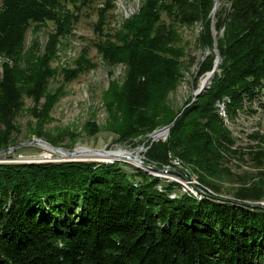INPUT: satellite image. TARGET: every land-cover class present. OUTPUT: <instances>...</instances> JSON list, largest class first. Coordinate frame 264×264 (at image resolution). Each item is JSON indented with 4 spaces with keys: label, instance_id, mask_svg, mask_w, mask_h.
<instances>
[{
    "label": "trees",
    "instance_id": "obj_1",
    "mask_svg": "<svg viewBox=\"0 0 264 264\" xmlns=\"http://www.w3.org/2000/svg\"><path fill=\"white\" fill-rule=\"evenodd\" d=\"M215 1L143 0L113 31H104L102 13L99 52L129 65L124 84L106 100L116 141L149 144V132L175 119L179 111L168 91L187 54L180 27L201 22L199 42L212 46ZM77 11L76 0H0V152L18 144L12 133L23 93L38 98L59 71L52 59ZM216 19L218 32L223 29L217 36L221 73L145 159L161 167L172 164L171 153L197 166L201 180L220 191L212 178L229 175L224 161L234 138L215 101L229 96L231 116L246 100L262 102L264 0H222ZM44 25L53 32L45 46L40 35L27 44L29 29ZM83 58L79 72L91 65ZM212 59L201 72L212 68ZM61 71L71 79L78 69ZM52 106L47 100L33 111L44 121ZM34 134L46 138L41 130ZM134 168L117 160L0 162V264H264V206L253 205L264 199V184L244 183L229 198L189 191L172 196L179 182Z\"/></svg>",
    "mask_w": 264,
    "mask_h": 264
},
{
    "label": "rangeland",
    "instance_id": "obj_2",
    "mask_svg": "<svg viewBox=\"0 0 264 264\" xmlns=\"http://www.w3.org/2000/svg\"><path fill=\"white\" fill-rule=\"evenodd\" d=\"M142 2L143 0H76L77 20L71 32L60 37L57 54L52 59V65L57 67L59 71L53 76L51 75L48 91L39 95L38 98L23 93V105L15 117L18 128L12 133V138L18 140V144L32 138L42 137L34 134L35 131L41 130L46 133L45 139H52V143L55 146L68 150L79 146L105 148L107 150H118L121 148L145 159L148 148L153 142L157 141L153 140L154 138L150 134L162 126L148 133L149 144L146 141L135 145L133 142L115 140V132L107 127L111 113L108 111L106 100L109 98V92L114 87L124 84L129 74V65L122 61H108L99 52L96 44L99 41L98 22H100L103 12L107 21L104 31L106 29L113 31L120 26L125 17L136 12ZM225 4L229 6L228 1ZM221 6L222 0H219L214 13L215 17ZM211 20H213V13ZM216 21L213 23L215 26ZM212 25L211 30L214 35V42L208 48L202 46L199 42V33L203 28L201 22L192 26L180 27L182 43L185 45L187 54L183 58L185 61L181 76L178 78L175 87L168 91L169 101L174 109L179 111L177 115L184 111L190 104V100L194 101L200 97V95L197 96L196 94L201 89V81L207 73L213 70L215 64L218 65L213 73V78L210 76V79L212 78L211 82L206 83V89L211 86L216 74L219 75L222 71L220 65L223 58L219 60L220 52L214 51V44L216 42L218 45L217 36L223 29L218 32L215 27L216 32H214ZM52 33V25H44L36 32L31 27L27 33L26 42L29 44L34 36L40 35L41 46L44 47ZM82 56H84L83 60L87 56L91 65L79 72L80 66L86 67V64L81 65ZM210 56L213 57L212 68L201 72L200 68L203 67L205 62L209 61ZM2 59L3 57L0 55L1 66ZM63 68L78 69V71L74 77L66 79V75L61 71ZM2 70L3 67H0V73ZM47 100H52L53 106L44 121H40L33 109L34 107L42 108ZM223 100H226L225 104H227L226 102L230 100V97L225 95L217 99L215 107L217 112L223 116L224 123L230 129L234 138L231 149L225 155L224 161V165L227 166L228 164V174L231 176L222 173L221 175H226L225 178H220V175L212 178V181L219 184L220 191L215 190L211 185H208V187L213 192L227 195V198H229L244 183L247 185L264 184V162L259 155L263 153L264 157V104H262L264 95L262 102L259 99L252 102L246 100L242 106L237 108L234 116L227 112L226 105H224L225 107L222 110ZM160 139L165 140L166 137ZM169 157L172 164L161 166L167 168L166 172L145 168L140 162L132 158H126L127 160L115 159L108 162L117 160L131 172L136 170L134 167H139L158 176L157 178L179 182V186L174 188L172 196H175L176 193L180 194L187 191L193 194L198 193L199 195L197 194V196L199 198L213 196V192L201 184L205 182L201 180L199 176L201 172L197 166H191V164L185 163L180 157H174L171 153ZM63 158L65 157H62L61 153L45 146L43 147V144L40 143H22L17 148L10 149L7 152H0V162L39 163L49 160L60 161ZM177 161L180 164H177ZM136 163L137 165H135ZM173 168L188 176L187 179H184V176L178 172L173 171ZM197 185H200L203 189ZM157 188L161 190L163 186L158 184ZM253 203L264 206V199Z\"/></svg>",
    "mask_w": 264,
    "mask_h": 264
},
{
    "label": "water",
    "instance_id": "obj_3",
    "mask_svg": "<svg viewBox=\"0 0 264 264\" xmlns=\"http://www.w3.org/2000/svg\"><path fill=\"white\" fill-rule=\"evenodd\" d=\"M218 4H219V0H216L215 1V6H214L213 11H212V13H213L212 24L216 21V17H215V14L214 13H215V10H216ZM212 26H213L214 32H216L215 29H214L216 27L215 24H213ZM214 51H216L217 53L219 52V48H218V45H217L216 42L214 44ZM218 57H219V60H220L222 58L221 54H219ZM217 65L218 64H215V67L210 72V76L212 78H213V73H214ZM212 78L208 81V83L211 82ZM206 87H207V84L202 85L201 86V89L197 92L196 95L197 96L201 95V93L205 91ZM179 115H177L176 118L172 122H170L169 124H166V125L160 127L159 129L153 131L150 134V136H152V138H154L153 140L160 139L158 136H156L157 132H162V136H163L162 138L167 137V135L169 133V130H170V127L173 125L174 121L178 118ZM22 143H24V144L25 143L26 144H28V143H40V144H43L44 146H46L47 148H49V149H51L53 151H56V152L61 153V154H68V155H72V154L76 153L77 152V148H78V147H76V148H73L72 150H68V149H65V148H62V147H59V146H55L51 141H49V140H47L45 138H42V137L32 138L31 140H28V141H25V142H22ZM22 143H19L17 145L11 146L9 148V150L10 149H13V148L19 147ZM79 147H81V146H79ZM85 148L87 150H89V151H92V152L104 151V152H109L110 154H114L113 152H115V150H107L105 148H90V147H85ZM131 158H133V157L131 156ZM134 159H136L137 162H140L141 165L145 166V168H149V169H153V170L156 169V170H159L161 172L162 171L163 172L167 171V168L160 167V166H158L156 164H152V163L146 161L145 159H143L142 157L134 156ZM82 160L83 161L84 160L86 161V160H91V159L90 158H78L77 159V158H72L71 156H67V157L61 159L60 161H82ZM49 161H51V160H49ZM172 170L178 172L180 175H183L181 172H179L175 168H173ZM183 176H185V175H183ZM185 177H188V176H185ZM201 184L204 185L206 188L208 187V184L207 183H201ZM208 189L211 192H213L211 188L208 187ZM213 196L227 198V195H224V194H221V193H215V192H213ZM253 205H255V203H253Z\"/></svg>",
    "mask_w": 264,
    "mask_h": 264
},
{
    "label": "bare ground",
    "instance_id": "obj_4",
    "mask_svg": "<svg viewBox=\"0 0 264 264\" xmlns=\"http://www.w3.org/2000/svg\"><path fill=\"white\" fill-rule=\"evenodd\" d=\"M1 62H2V60H1ZM0 67H2L1 64H0ZM209 80H210V73H207L203 77L200 85H204V84L208 83ZM223 103L224 104L222 105V110L225 107L224 106L225 105V101L224 100H223ZM156 136H158L159 138H162L163 137L162 136V132H157ZM43 147H44V145H43ZM113 153L114 154H110L109 152H104V151L92 152V151L87 150L85 148V146H81V147L77 148V152L76 153H74L72 155L62 154V157L71 156L72 158H77V159L78 158H90L92 161L99 160V161H102V162H106V161L108 162V161H113L115 159L124 160L126 158H131V156L133 157L132 159H134V156H136L133 152L128 151V150H124V149H121V148H119L118 150H115V152H113ZM175 162H176V160H175ZM177 164H180V163L177 161ZM135 165H137V164H135ZM130 167H132V165H130ZM183 178L187 179V177H185V176ZM197 186H199L201 189H203L200 185H197ZM197 194L198 193H196V195Z\"/></svg>",
    "mask_w": 264,
    "mask_h": 264
}]
</instances>
